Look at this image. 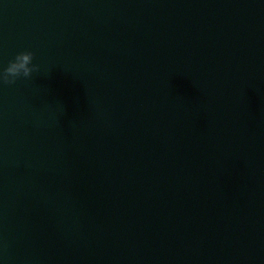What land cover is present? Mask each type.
Here are the masks:
<instances>
[{
	"label": "water",
	"instance_id": "obj_1",
	"mask_svg": "<svg viewBox=\"0 0 264 264\" xmlns=\"http://www.w3.org/2000/svg\"><path fill=\"white\" fill-rule=\"evenodd\" d=\"M0 264H264V0H0Z\"/></svg>",
	"mask_w": 264,
	"mask_h": 264
},
{
	"label": "clouds",
	"instance_id": "obj_2",
	"mask_svg": "<svg viewBox=\"0 0 264 264\" xmlns=\"http://www.w3.org/2000/svg\"><path fill=\"white\" fill-rule=\"evenodd\" d=\"M37 69L38 65L33 63V52L20 51L6 66H0V83L13 84L17 79L29 78Z\"/></svg>",
	"mask_w": 264,
	"mask_h": 264
}]
</instances>
